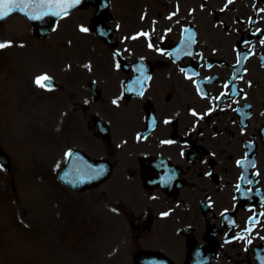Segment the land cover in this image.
I'll return each instance as SVG.
<instances>
[{
  "label": "flooded vegetation",
  "instance_id": "1",
  "mask_svg": "<svg viewBox=\"0 0 264 264\" xmlns=\"http://www.w3.org/2000/svg\"><path fill=\"white\" fill-rule=\"evenodd\" d=\"M134 1L115 5L127 11ZM136 6L143 8L144 29H116L121 54L114 47L98 51L97 73L79 79L67 97L68 123L77 120L85 148L113 163L109 188L118 207L158 208L157 233L160 239L166 233L174 262H188L183 230L192 229L197 250L209 224L219 223L211 263L224 264L242 251L225 243L219 216L242 220L249 206L260 210L257 228L247 224L251 236L264 240V0H137ZM164 33L169 42L146 49ZM170 41L173 58L157 55ZM136 60L149 67L141 95L120 89L119 73L127 79L132 72L124 66ZM96 118L108 125V140L94 135ZM258 251L264 261V245Z\"/></svg>",
  "mask_w": 264,
  "mask_h": 264
},
{
  "label": "rangeland",
  "instance_id": "2",
  "mask_svg": "<svg viewBox=\"0 0 264 264\" xmlns=\"http://www.w3.org/2000/svg\"><path fill=\"white\" fill-rule=\"evenodd\" d=\"M19 23L18 18L15 17L8 23L0 25V35L6 31L8 37L15 41L19 36L18 29H21V33L22 29H25V25L21 26ZM31 45L29 44L27 47L16 44L19 52L10 50L7 55L8 61L14 53L18 61L23 60L25 64L28 63V60H31L28 52L34 50V48L31 49ZM47 54L50 53H42L36 59L47 61ZM3 57V53L0 52V76L3 74ZM54 65L56 64L53 63L49 66L58 69L57 65ZM40 112L21 113L25 123H29L27 136H30V148L19 146L10 136L2 139L4 143L0 142L4 147H6L5 143L16 144L14 153L11 154L14 162L13 173L9 175L0 170L4 180L0 181V185L3 184L5 192L12 191L8 193L7 198L3 197L0 200V264H49L50 261V264H96V262L98 264L101 255V242L96 240V233L100 224L87 223L82 225L85 227L81 231L80 228L73 227V225L69 227L57 224L63 218L62 214L65 210L56 211L52 207L51 195L54 189L52 188V178L48 172L51 156L46 157L43 153H33L32 150L35 147L32 146V141L43 146L47 144L49 147L50 140L54 138L55 130L47 127L50 116L46 108ZM0 113L5 115V110L0 108ZM31 117L34 120H29ZM3 122L6 123V121ZM25 129V125L18 123L7 127V130L12 134L20 136ZM27 143L28 137L22 140L24 146ZM36 170L41 175L35 173ZM35 178L40 180V187L44 191L40 195L43 198L40 205H37L36 197L34 199L36 193L34 195L32 192V184L29 182L30 179ZM40 187L37 186L36 190L39 191ZM38 201L40 202V199ZM5 207L8 209L7 211ZM17 227L20 228V234L16 230ZM55 234L61 236L55 237L53 236ZM62 234L71 239L70 245H74L68 247L69 252L62 245L64 240ZM105 245L108 246V243L104 241L103 247Z\"/></svg>",
  "mask_w": 264,
  "mask_h": 264
},
{
  "label": "snow or ice",
  "instance_id": "3",
  "mask_svg": "<svg viewBox=\"0 0 264 264\" xmlns=\"http://www.w3.org/2000/svg\"><path fill=\"white\" fill-rule=\"evenodd\" d=\"M232 0H229L231 3ZM74 3H79V0H31V3H26L25 0H0V19L6 17L13 10H23L24 8L34 7V8H55L59 9L57 11L52 12L53 15L60 16L61 13H67V9L72 7ZM47 14V13H45ZM34 18L39 19V16H35ZM81 31H87L85 28H81ZM143 34V33H142ZM10 46L9 43H0V49ZM50 78L47 75L38 76L35 80V83L40 88L47 89L49 87ZM116 103V101H113ZM195 115V113H193ZM167 123V121H166ZM3 169V166L0 165V170ZM102 169L97 172V175L102 173ZM164 215H167L165 213Z\"/></svg>",
  "mask_w": 264,
  "mask_h": 264
}]
</instances>
